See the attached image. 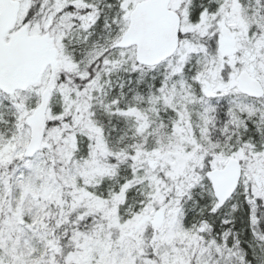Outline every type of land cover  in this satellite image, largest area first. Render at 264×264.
<instances>
[{
  "label": "snow or ice",
  "instance_id": "6c2138e0",
  "mask_svg": "<svg viewBox=\"0 0 264 264\" xmlns=\"http://www.w3.org/2000/svg\"><path fill=\"white\" fill-rule=\"evenodd\" d=\"M0 264H264V0H0Z\"/></svg>",
  "mask_w": 264,
  "mask_h": 264
}]
</instances>
